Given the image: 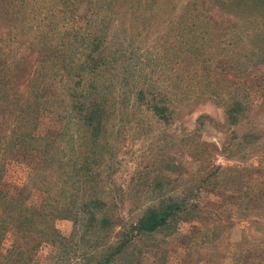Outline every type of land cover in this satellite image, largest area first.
<instances>
[{
    "label": "rangeland",
    "instance_id": "rangeland-1",
    "mask_svg": "<svg viewBox=\"0 0 264 264\" xmlns=\"http://www.w3.org/2000/svg\"><path fill=\"white\" fill-rule=\"evenodd\" d=\"M243 3L25 0L27 40L53 50L34 67L46 101L33 138L0 151V190L24 187L43 228L26 240L8 230L3 253L18 243L29 264H98L125 243L110 264H264V64L255 87L233 68L257 43L231 27L244 24ZM201 15L215 19L206 39ZM217 27L234 29L226 46ZM74 86L104 103L98 140L66 115ZM9 95L8 136L26 125L32 92ZM90 202L100 223L83 213ZM173 202L186 210L168 228L133 232L146 209Z\"/></svg>",
    "mask_w": 264,
    "mask_h": 264
},
{
    "label": "trees",
    "instance_id": "trees-1",
    "mask_svg": "<svg viewBox=\"0 0 264 264\" xmlns=\"http://www.w3.org/2000/svg\"><path fill=\"white\" fill-rule=\"evenodd\" d=\"M242 8L240 13L243 16L244 24L238 26L233 18L229 15L216 12L218 18L224 20H232L235 25H231L235 30L238 31L237 38L248 36L253 40H256V45L253 49L249 50L247 54L250 56L249 64L245 69L236 68L233 65L234 70L242 71V75H250V86H258L259 79L255 77L253 71H259L260 67L264 64V0H243ZM27 4L25 0H0V25L7 29V32L3 36H0V151L6 150V148H14L17 142L21 140L31 139L32 128L35 127L37 121V114L40 113L41 104L46 101L39 86L34 83V72L35 63H38L42 58L48 57L52 54V48L46 44H42L39 40H27L28 35H32V27L26 22L29 19V11L25 9ZM29 10V9H28ZM27 11V15H26ZM27 16V17H26ZM215 22L213 17H207L202 21V15L200 23L202 24V31L204 39L206 35L211 34L210 23ZM233 29V30H234ZM230 30V31H233ZM227 29L223 27H217L216 33L222 39V45L226 46V39L228 36ZM26 47L29 53H26L25 57L19 59L18 55L22 49ZM32 55H36L33 65H29L30 58ZM86 56V58H88ZM86 63V62H85ZM84 63V64H85ZM232 68V67H230ZM92 69H95L92 67ZM41 86V85H40ZM20 88L31 90L32 99L28 103V107L23 106V109H27L25 116L22 118L26 120V125L23 126L19 123L14 128V133H7L6 125L8 124V115L10 103V88ZM76 87L69 88L67 92V101L69 103V109L66 113L68 119H76L82 123L83 126L91 129L90 136L95 140L99 139L100 126L104 116V103L100 104L96 100H85L87 95L82 92H77ZM251 87L245 88L246 91L251 90ZM264 90V89H263ZM242 105L238 101H235L231 107V117L235 118L236 113L241 110ZM155 112L161 114L160 110L155 109ZM5 128V129H4ZM17 137L12 138L10 135ZM11 137V138H10ZM18 138V139H16ZM37 141H45V139L35 138ZM45 150V154L49 153L50 150ZM52 161V160H51ZM27 194L25 188H18L14 193L6 192V190H0V264H29L26 258L23 256L18 243L13 244L11 249L5 253L1 250L2 241L4 234L11 230L15 231L20 236V239L26 240L31 234H38L43 227H39V220L42 219L44 211L40 208L31 207L27 204ZM183 203H169L165 207L158 209L148 208L142 214V217L132 227L133 232L136 234L150 235L158 230L166 229L170 226L176 217L180 216L185 210L186 206H182ZM83 213L89 216L92 220L97 221L95 218L96 211L100 208V205L96 202L82 203ZM103 221L101 227H104ZM52 234H56L57 231L52 227L50 229ZM125 243H120L115 251L110 255H107L103 261L98 264H110L112 259L122 251Z\"/></svg>",
    "mask_w": 264,
    "mask_h": 264
}]
</instances>
